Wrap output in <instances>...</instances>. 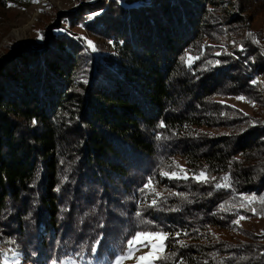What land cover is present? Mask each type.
<instances>
[{
  "label": "trees",
  "instance_id": "obj_1",
  "mask_svg": "<svg viewBox=\"0 0 264 264\" xmlns=\"http://www.w3.org/2000/svg\"><path fill=\"white\" fill-rule=\"evenodd\" d=\"M215 5L106 0L95 16L84 7L66 17L95 50L52 26L40 46L9 51L0 63V249L31 264H108L135 231L162 229L171 238L159 264H248L247 245L209 231L230 228L264 198V124L230 115L221 100L258 92L264 50L254 56L249 36L233 55L206 56ZM188 54L199 58L189 64ZM174 158L189 179L161 175ZM201 170L216 180L193 179ZM225 175L231 187L215 188ZM149 178L163 197L156 207L141 191Z\"/></svg>",
  "mask_w": 264,
  "mask_h": 264
},
{
  "label": "rangeland",
  "instance_id": "obj_2",
  "mask_svg": "<svg viewBox=\"0 0 264 264\" xmlns=\"http://www.w3.org/2000/svg\"><path fill=\"white\" fill-rule=\"evenodd\" d=\"M102 1L106 0H28L26 3L0 8V62L6 59L9 51L18 48L21 43H25L24 45L27 44L31 48L43 44L45 38L48 40L52 26L55 34L75 32L85 36L86 42L90 40L94 43L93 39H90L86 34L87 31L83 24L70 21L73 20L72 18L67 20L66 17L78 14L79 10L84 7L83 16L85 14L95 16V14H99L95 10L101 9L102 6L98 8L94 6L100 5ZM126 1H132L135 6L150 5L154 2V0H121L123 3ZM215 4L209 13L213 19H217V24L212 29H208L207 37L203 39V43L208 46L206 56L214 59L219 56L216 55L217 53L233 55V49L238 46L237 44L246 42L249 39L247 38L248 34L253 33L254 38L251 41L257 53L254 56L260 57L257 49L261 47L264 50V0H215ZM239 4L244 6L243 10L238 11L237 5ZM40 36H43V39H40ZM189 56L193 57L188 54L187 58ZM254 78L261 83L260 75L254 74ZM257 90V93L249 92L248 96H227L221 100L232 108L229 112L230 115L237 114L244 118L255 117L264 124V76L263 82L257 87ZM237 97H245V99L241 100ZM222 130L230 131L223 128L214 129V132ZM173 162L174 165L168 172L179 171L177 165L183 166L185 169L182 159L174 158ZM165 171L162 170V172ZM252 209H255L254 213L243 215L244 219L238 217L234 220L239 221L238 223L231 221L228 226L230 228H212L209 233L227 243L247 245V251L242 259L247 258L248 264H264V202L258 199ZM250 246H253V250ZM147 250L142 249V251ZM17 254L19 264H31L22 253L17 252ZM237 257L239 258V256ZM238 262L239 260L236 261V264ZM125 264H134V261L128 260Z\"/></svg>",
  "mask_w": 264,
  "mask_h": 264
},
{
  "label": "snow or ice",
  "instance_id": "obj_3",
  "mask_svg": "<svg viewBox=\"0 0 264 264\" xmlns=\"http://www.w3.org/2000/svg\"><path fill=\"white\" fill-rule=\"evenodd\" d=\"M249 36H253V33H249ZM43 39V36L39 37ZM89 47L95 50V46L93 45L92 41L87 42ZM216 55H220L217 53ZM199 57H188V62H191L194 59H198ZM219 63V61H217ZM255 83V81L253 82ZM238 99H245V97H237ZM179 171L173 170L171 172L165 171L162 172L161 175L168 177L170 179H189L187 175V170L183 168V166L177 165ZM193 179H196L198 182L201 183H208L211 180H216V177H210L207 174L206 170H201L198 174H193ZM225 183H216L214 185L215 188H230L231 184L229 183L230 177L229 175H225L223 178ZM145 189L149 190L150 193H154L156 198L151 199L149 207H156L160 202L159 198H163L162 194L157 192L154 185L152 178H149L148 182L144 185ZM211 195V193H210ZM249 203L256 199L255 196L252 197H244ZM262 202H264V198H261ZM241 207H245L244 203H241ZM255 212V209H252ZM137 216H140L141 213L138 211L136 213ZM244 219V217H241ZM239 221H233V223H238ZM144 223H151L150 221ZM187 234V233H184ZM177 237L181 235L180 232L175 234ZM170 234L168 232L163 231L162 229H141L135 231L133 234L129 236V238L124 242L123 246L114 253L113 258L108 262V264H125L126 261L132 260L134 264H159V262L168 259V256L165 255V248L167 246V241L170 239ZM100 242L96 241L98 245ZM181 246H185L183 241H177ZM142 249H148L147 251H142ZM97 251L96 246L91 248V252L95 253ZM79 253H76V256H79ZM18 254L15 250L9 249L4 250L0 249V264H19ZM56 264V261L53 262ZM60 264H78V261L74 257H68L66 260L60 261ZM183 264V261L180 262Z\"/></svg>",
  "mask_w": 264,
  "mask_h": 264
},
{
  "label": "water",
  "instance_id": "obj_4",
  "mask_svg": "<svg viewBox=\"0 0 264 264\" xmlns=\"http://www.w3.org/2000/svg\"><path fill=\"white\" fill-rule=\"evenodd\" d=\"M25 43H21V45H24ZM40 49V48H39ZM3 61V60H2ZM1 63V62H0Z\"/></svg>",
  "mask_w": 264,
  "mask_h": 264
}]
</instances>
